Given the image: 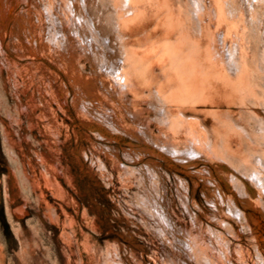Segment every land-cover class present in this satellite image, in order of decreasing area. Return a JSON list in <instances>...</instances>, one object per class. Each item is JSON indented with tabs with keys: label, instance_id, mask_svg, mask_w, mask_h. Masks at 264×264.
Segmentation results:
<instances>
[{
	"label": "bare ground",
	"instance_id": "1",
	"mask_svg": "<svg viewBox=\"0 0 264 264\" xmlns=\"http://www.w3.org/2000/svg\"><path fill=\"white\" fill-rule=\"evenodd\" d=\"M19 1L37 9L36 17L33 18V8H22L20 17L26 23L24 31L28 35L27 40L32 48L35 44L33 49L38 53L45 54L48 58L57 57L58 66L69 75L70 85L80 99V114L98 124L97 128L90 126V129L100 151L106 156L109 153L121 163L116 148L112 146L113 142H105L106 140L111 141L114 136L136 138L145 145L143 152L139 151L141 154L135 152V157L131 153L126 154L129 161L136 163L140 160L142 168L124 164L123 170L140 180L139 186L143 191L141 208L149 217L144 223L150 222L164 244L173 250L172 255L165 259V264H244L245 256L247 258L244 247L240 246L237 250L239 258L236 261L233 259L231 240L233 237H240L237 226L243 230H252L247 208H242L240 201L247 207L251 205L264 212V0H186L184 3L187 9L184 15L187 18L184 20L191 25V33L184 31L187 24L179 21V18L177 21L176 18L181 2L179 4L176 0H158L172 14L173 19L170 18L169 22H177L183 28L181 35L189 34L195 40L190 50H198V47L205 45L202 59L199 58L200 50L195 54L201 66H189L181 60L185 63L180 62L181 66L177 64L174 67L176 57L174 59L173 56L176 54L171 50L169 38H166L169 42H164L162 36L152 37L157 40L153 47L157 51L155 54L158 53L156 65L159 68L164 67L167 71L173 68L184 76H180V79L189 81L186 82L187 85H207L209 90L217 87L215 84L220 86L219 79L214 81L220 75L227 85L223 86L227 92L242 93L243 105L259 126V133H254L243 117L237 119L222 111L221 115H214L218 121L216 132L200 116H191L188 113L189 116L180 107L185 93L179 97L182 94L175 92L178 89L166 91L170 82L152 85V81L143 76L144 74L141 75L144 72L140 70V60L144 55V46L141 44L143 38H146L137 33L135 22L141 13L153 11L149 12L152 6L149 7L148 0ZM0 9L5 10L1 11V18L11 13L12 4L9 0L7 3L0 0ZM131 12V16L125 17ZM37 23L39 27H36ZM154 29L153 27L152 31ZM37 30H40L39 35ZM20 47L25 55L34 56L32 51L26 53L22 44ZM190 54L183 57V53L179 57L189 61ZM83 57L92 62L94 75L86 74L82 64ZM163 73L164 70L159 75ZM148 88L151 89L149 95L145 94V89ZM64 89L66 93H70L67 86ZM136 95L142 97L141 101L148 107L140 106L138 96L139 102L134 97ZM229 96L217 94L216 99L221 103L228 99L229 102H234V95ZM63 99L62 97L63 102H59L60 104L66 102ZM251 124L250 122L249 126H253ZM108 133L113 136L109 137ZM146 149L150 152L149 155ZM164 154L178 164L192 168L189 173L191 176L203 178L214 186H206L211 191V194L205 193L208 209L211 211L208 214L195 198L188 195L190 183L187 177L178 173L175 175L181 191V203L189 211L195 225L201 228V211L211 222L208 229H203L205 239L199 233L184 232L173 219L163 187L159 184L160 180L165 179L164 174L168 173L165 170L166 173L163 174L157 168L156 161L150 157L157 155L170 159ZM86 156L89 157L87 154ZM92 161L99 167V173H109L104 159L96 157ZM215 170L220 177L215 175ZM169 175L172 179L171 174ZM223 183L229 191L224 188ZM110 264L123 263L112 257ZM254 264H264L263 252L254 259Z\"/></svg>",
	"mask_w": 264,
	"mask_h": 264
},
{
	"label": "rangeland",
	"instance_id": "2",
	"mask_svg": "<svg viewBox=\"0 0 264 264\" xmlns=\"http://www.w3.org/2000/svg\"><path fill=\"white\" fill-rule=\"evenodd\" d=\"M11 1L9 0L12 4L11 13L0 18V264H110L112 257L121 260L123 264H165V259L172 255L173 250L164 244L150 222L144 223L149 217L141 208L143 191L139 186L140 180L123 170L124 164L142 168L140 160L136 163L129 161L126 154L131 153L135 157V152L141 154L145 145L136 138L114 136L111 141L106 140L105 142H113L112 146L116 148L121 163L109 153L106 156L100 151L90 129V126L97 128L98 124L80 114V99L70 85L69 75L60 69L57 57L48 58L45 54L38 53L33 49L35 44L32 48L27 40L28 35L24 31L26 23L21 18L22 8L33 7H28L23 1ZM148 1L149 7L152 6L149 12L153 11L141 13L135 22L137 33L146 38L140 43L144 46L142 53L145 58L140 60V70L146 73L141 75L144 74L152 81V85L170 82L166 91L178 89L179 92L175 91L177 94L185 93L184 96L179 95L184 98L180 107L191 116H200L216 132L218 121L215 113L221 115L225 112L237 119L243 117L248 127L253 128L254 133H259V126L243 105L242 93L227 92V85L220 75L219 78H214L215 82L220 80V86L215 84L217 87H213L212 90H216L213 93L207 85H187L186 82L189 81L180 79L181 74L173 68L168 69L169 72L156 65L158 53L155 54L157 51L154 44L157 40L155 41L156 37L152 38L155 35L162 36L164 42L171 41V50L176 54L173 56L174 59L176 57L174 67L185 62L189 66H201L195 54L200 50L199 58L202 59L205 45L198 47V50H190L195 40L189 34L181 35L183 28L177 22H169L172 14L164 7L163 2ZM176 1L179 4L181 2V13L176 14L177 21H184L187 24L184 31L189 33L192 27L185 21L186 0ZM4 9H0V14ZM31 13L33 18L36 17L37 9L33 8ZM130 14L132 12L125 17ZM35 20L38 21V18ZM37 26L39 27L38 23ZM37 32L39 35L40 30ZM21 44L26 53L32 51L34 56L25 55ZM190 51L194 53V57ZM179 52L181 56L184 53L183 57L190 54V60L181 59ZM82 60L86 74L94 75L92 62L85 57ZM162 70L165 75H159ZM202 72L203 69L199 73ZM66 86L70 93L65 92ZM216 92L219 95H234V102H229L228 97L225 102H219ZM150 93L151 89H145V94ZM137 96L134 97L137 102L140 101V106L148 107L141 101L142 97L138 96V101ZM62 97L66 102L60 104L59 102H63ZM247 106L250 107L249 104ZM151 113L154 115L152 111ZM250 122L253 126H249ZM108 136L113 135L108 133ZM146 150L149 155L150 152ZM96 157L105 160L109 173L98 172L99 167L92 161ZM150 157L156 161L157 168L163 174L168 173L164 174L165 179L160 180L159 184L163 187L166 203L178 228L186 233L192 231L203 235V229H208L211 222L201 211V228L195 225L189 211L181 203V191L175 175L178 173L187 177L190 183L188 195L195 198L208 214L211 211L208 209L206 194H211V191L206 186H214L203 178L191 176L189 173L192 168L182 166L168 156L166 157L170 159L157 155ZM215 175L218 177L220 174L215 170ZM240 205L247 208L252 230H243L237 226L240 237L231 238L233 259L238 260L237 250L241 246L247 254V258L243 257L244 261H249L244 264H254V259L264 253V212L251 205L247 207L243 201H240ZM203 238L205 239L204 235Z\"/></svg>",
	"mask_w": 264,
	"mask_h": 264
},
{
	"label": "built area",
	"instance_id": "3",
	"mask_svg": "<svg viewBox=\"0 0 264 264\" xmlns=\"http://www.w3.org/2000/svg\"><path fill=\"white\" fill-rule=\"evenodd\" d=\"M98 171V170H97ZM99 172V171H98Z\"/></svg>",
	"mask_w": 264,
	"mask_h": 264
}]
</instances>
